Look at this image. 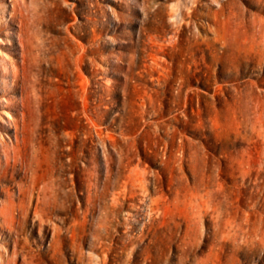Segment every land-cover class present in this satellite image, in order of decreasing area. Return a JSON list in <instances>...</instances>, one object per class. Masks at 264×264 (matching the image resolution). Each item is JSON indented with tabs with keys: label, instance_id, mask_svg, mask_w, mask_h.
I'll list each match as a JSON object with an SVG mask.
<instances>
[{
	"label": "rangeland",
	"instance_id": "374dc122",
	"mask_svg": "<svg viewBox=\"0 0 264 264\" xmlns=\"http://www.w3.org/2000/svg\"><path fill=\"white\" fill-rule=\"evenodd\" d=\"M0 264H264V0H0Z\"/></svg>",
	"mask_w": 264,
	"mask_h": 264
},
{
	"label": "bare ground",
	"instance_id": "6f19581e",
	"mask_svg": "<svg viewBox=\"0 0 264 264\" xmlns=\"http://www.w3.org/2000/svg\"><path fill=\"white\" fill-rule=\"evenodd\" d=\"M16 137H17V136H16ZM14 140L16 141V140H17V138H16V139H14ZM18 194H20V192H19ZM8 196H10V195H8ZM10 200H11V199H10V198H8V201H9V202H10Z\"/></svg>",
	"mask_w": 264,
	"mask_h": 264
}]
</instances>
